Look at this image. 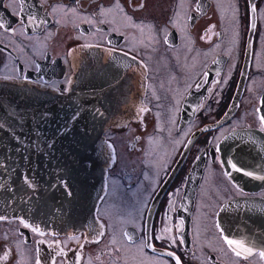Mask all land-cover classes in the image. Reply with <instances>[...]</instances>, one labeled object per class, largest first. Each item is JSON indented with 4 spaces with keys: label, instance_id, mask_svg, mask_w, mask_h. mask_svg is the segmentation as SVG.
<instances>
[{
    "label": "flooded vegetation",
    "instance_id": "flooded-vegetation-1",
    "mask_svg": "<svg viewBox=\"0 0 264 264\" xmlns=\"http://www.w3.org/2000/svg\"><path fill=\"white\" fill-rule=\"evenodd\" d=\"M0 24V77L63 91L89 46L113 62L93 95L109 85L105 110L124 115L104 126L96 221L54 232L0 219L12 224L0 264H264L259 248L237 257L217 220L231 198H264V182L228 175L219 146L264 128V0H0Z\"/></svg>",
    "mask_w": 264,
    "mask_h": 264
},
{
    "label": "water",
    "instance_id": "water-1",
    "mask_svg": "<svg viewBox=\"0 0 264 264\" xmlns=\"http://www.w3.org/2000/svg\"><path fill=\"white\" fill-rule=\"evenodd\" d=\"M74 62L65 91L0 77L2 219L18 217L54 232L96 221L111 149L103 137L107 117L94 105L93 91L104 83L94 78L113 62L100 56L91 60L89 47ZM90 74L99 85L86 80ZM8 142L17 144L8 147ZM219 143L222 163L239 186L245 180L264 182V131L238 127ZM217 220L226 240L264 251V198H231L222 204Z\"/></svg>",
    "mask_w": 264,
    "mask_h": 264
},
{
    "label": "bare ground",
    "instance_id": "bare-ground-1",
    "mask_svg": "<svg viewBox=\"0 0 264 264\" xmlns=\"http://www.w3.org/2000/svg\"><path fill=\"white\" fill-rule=\"evenodd\" d=\"M80 52H77V55H76V57L78 56V54H79ZM85 65V63L83 64V66ZM83 66H82V68H83ZM86 66V65H85ZM112 69H110V68H107V67H105V69H100V70H98L97 72H99V73H101V74H103V75H105V74H108V72L107 71H111ZM86 80H88L90 83H92L93 84V86H95V85H99V84H97V82L96 81H93L92 80V74H90V78L88 79H86ZM34 85V84H33ZM37 86V85H36ZM108 86L109 85H106V86H103L102 88H100L99 89V92L102 94L101 96H99V95H97V94H95V96H94V105L96 106V111L98 112L99 111V113H101V114H103V116H105V117H107V120H106V122L104 123L103 122V125H106L107 124V122L108 121H118V119H121V117L122 116H124L123 114L122 115H115L113 112H111L110 114H108L107 112H106V110H105V106L107 105V106H111L110 104L113 102V100L114 99H109V96H107V94H105L104 93V91H106V89L108 88ZM39 87V86H38ZM41 87V86H40ZM43 88H45V87H43ZM96 90V89H95ZM97 102L98 103H100L101 105H103V106H99V105H97ZM110 110V109H109ZM109 110H107V111H109ZM103 137H104V134H103ZM105 138V137H104ZM106 139V138H105ZM107 140V139H106ZM107 142H109L108 140H107ZM15 144H17V142H8L7 144H6V146H8V147H10V146H12V145H15ZM109 149H111L110 148V142H109ZM82 163V162H81ZM106 175V174H105ZM245 183H247V180H245L244 182H243V185H245ZM83 216V215H82ZM82 216H80V217H82ZM66 220V219H65ZM86 227H87V225H85Z\"/></svg>",
    "mask_w": 264,
    "mask_h": 264
},
{
    "label": "snow or ice",
    "instance_id": "snow-or-ice-1",
    "mask_svg": "<svg viewBox=\"0 0 264 264\" xmlns=\"http://www.w3.org/2000/svg\"><path fill=\"white\" fill-rule=\"evenodd\" d=\"M253 10H255V5H253ZM0 27H3V25L0 24ZM261 121L264 122V116H261ZM262 131H264V128H262ZM231 167H232L233 169H235L236 171H241V168L237 167V165H236L235 163H233V164L231 165ZM246 174H247V175H252L251 173H246ZM260 179H264V177H260ZM0 219H2V218H0ZM21 223H23V221H21ZM181 223H183V222H181ZM24 226H25V227H30V225H28V224H26V223L24 224ZM32 231H33V232H39L40 235H44V233L41 232L38 228L33 227V228H32ZM168 231H171V230L168 229ZM97 235L99 236V235H101V233H100V232H97ZM73 238H75V237H73ZM129 239H131V237H129ZM161 239H163V237H161ZM173 243H175V240H173ZM227 243H228V245H229L230 247H232V249H233V251L235 252V255H236L237 257H240V256H242V255H244V254L251 255V253H252V248H250V247H245L244 244H243L242 242H240V241L232 240V239H228V240H227ZM149 246H150V245H149ZM168 255H169V256H174V253L169 252ZM259 255H260L261 257H264V251H261V252L259 253ZM5 258H7V257H5ZM175 259H176V264H180V259H179V257H176ZM37 264H39V262H37ZM53 264H55V262H53Z\"/></svg>",
    "mask_w": 264,
    "mask_h": 264
},
{
    "label": "rangeland",
    "instance_id": "rangeland-1",
    "mask_svg": "<svg viewBox=\"0 0 264 264\" xmlns=\"http://www.w3.org/2000/svg\"><path fill=\"white\" fill-rule=\"evenodd\" d=\"M85 47H89V46H85ZM82 48H84V47H82ZM82 49H80V51H81ZM80 54V53H79ZM75 60H77V57L76 58H74V56H73V58H72V63H74V65H76V63L74 62ZM258 63L259 64H261V65H264V59H261L260 57H259V59H258ZM77 65H78V63H77ZM1 67V66H0ZM73 68V67H72ZM73 70V69H72ZM7 78H10V77H7ZM12 79V78H11ZM17 81V80H16ZM19 81V80H18ZM71 81V78H70V80H69V82ZM68 84V83H67ZM35 85V84H34ZM36 86V85H35ZM69 88V85L67 86V88L65 89V90H67ZM65 90H63V91H65ZM58 91V90H57ZM124 129H127V126L124 128ZM120 132H123V134H121V135H124L126 132L122 129V130H119V131H117L112 137H113V139L115 140L116 138H119L118 137V135H119V133ZM125 132V133H124ZM104 134V133H103ZM108 140V139H107ZM156 152L157 153H159L160 151H158V149H156ZM14 227H16V226H14ZM11 229H12V224H7V227H6V225H5V222H1L0 221V241L1 242H5V244L7 245L8 244V242H9V244L8 245H10V241H9V239H8V236L10 235V231H11ZM69 231H72V230H69ZM1 236H3V237H1ZM18 245H21V242H19V243H17ZM18 245H16V251L19 253L20 252V250H19V247H18ZM4 249V247L3 248H1V251Z\"/></svg>",
    "mask_w": 264,
    "mask_h": 264
}]
</instances>
